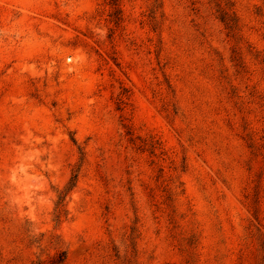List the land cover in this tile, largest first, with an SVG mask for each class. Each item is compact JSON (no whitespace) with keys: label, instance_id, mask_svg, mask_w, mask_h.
Instances as JSON below:
<instances>
[{"label":"rangeland","instance_id":"1","mask_svg":"<svg viewBox=\"0 0 264 264\" xmlns=\"http://www.w3.org/2000/svg\"><path fill=\"white\" fill-rule=\"evenodd\" d=\"M0 264H264V0H0Z\"/></svg>","mask_w":264,"mask_h":264}]
</instances>
